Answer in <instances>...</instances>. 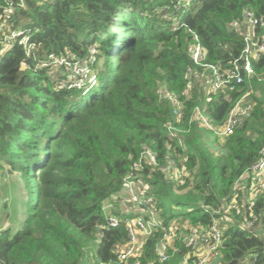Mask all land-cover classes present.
Masks as SVG:
<instances>
[{
  "label": "trees",
  "instance_id": "1",
  "mask_svg": "<svg viewBox=\"0 0 264 264\" xmlns=\"http://www.w3.org/2000/svg\"><path fill=\"white\" fill-rule=\"evenodd\" d=\"M39 1L27 0L13 18L38 44L37 57L69 50L88 61L95 78L79 87L63 86L64 69L49 74L46 67L38 68L37 59L27 57L18 42L0 56V171L18 172L30 195L19 230L0 228V264L114 260L128 239L126 219L133 214L120 213L119 224L107 227L105 205L122 190L144 146L159 163L166 155L186 156L193 172V188L184 192L158 167L145 164L140 172L165 224L177 219L208 225L212 215L201 205L217 207L236 193L238 208L231 221L221 223L217 260L264 264V191L253 185L250 171L264 146V99L255 87L248 98L252 110L216 154L187 115L201 104L215 124L224 123L248 84L208 101L197 83L184 123L163 95L186 87V71L195 66L190 55L194 34L207 51L206 62L229 67L244 48L243 35L231 23L241 22L246 8L262 17L264 0ZM255 32L263 35L264 26ZM23 61L28 68H21ZM253 68L264 76V53ZM169 123L190 128L184 146L169 137ZM249 193L254 197L247 200ZM180 206L188 210L174 213ZM160 236L157 230L147 238L140 264L156 260ZM185 252L181 246L180 253L156 264H181Z\"/></svg>",
  "mask_w": 264,
  "mask_h": 264
},
{
  "label": "built area",
  "instance_id": "2",
  "mask_svg": "<svg viewBox=\"0 0 264 264\" xmlns=\"http://www.w3.org/2000/svg\"><path fill=\"white\" fill-rule=\"evenodd\" d=\"M189 1L187 0V3ZM25 7H27V0H0V56L5 55L14 43L18 42L24 47L27 57L37 59L36 66L38 68L46 67L49 74L64 69L67 72V77L60 80L63 86L79 87L85 81H92L95 75H92V68L88 61L69 50L60 54L49 52L44 57H37L38 44L32 40L31 33H28L23 25L16 24L13 20L17 11ZM259 24L264 26L261 17H258L255 11L250 8L243 11L241 22L231 23L232 28L243 35L244 48L238 57L229 62V67L206 62L207 51L201 44L198 35L194 34L195 41L190 46V55L195 66H189L186 71L185 77L188 79L186 87L180 93L167 90L163 93L165 99L171 103L177 121L184 123V117L187 115V101L192 99L197 83L208 95L206 99L208 101L211 100V95H216L220 91L232 90L240 84L247 83L248 90L234 103L226 121L220 125L216 124L218 129L215 134L221 146L226 137L237 129L252 110L248 98L253 88L249 83L254 76H257L259 81L264 80V76L256 74L253 68V61L259 59L260 55L264 53V34L261 36L255 34V29ZM93 59L94 57L90 60L93 61ZM21 68H28L27 61L21 63ZM63 76L64 74L61 77ZM187 116L188 123L196 122L200 127L206 126L213 130L215 122L206 113L204 105H195ZM167 131L169 137L177 138L179 144L184 146V134L189 132L190 128L169 123ZM261 152L262 156L251 165L250 171L253 176L252 180L259 184L264 191V146ZM165 160V163H159L157 154L144 146L140 156L125 175L122 190L113 194L111 200L105 205L107 227H115L119 224L120 213L130 212L133 214L126 219L128 231L126 243L117 250L116 258L105 264H140V256L143 253L146 240L157 230L161 231V236L154 247L156 260L150 264L168 261L181 252V246L186 249L181 264H221L217 260V252L223 242L221 223L231 221L232 211L238 208L237 194L235 193L231 200L223 198L217 207L210 204L201 205L205 211L212 215V222L208 225H194L189 221L181 223L177 219L165 224L164 218L159 215L157 203L147 194L148 185L141 179L140 172L144 169L145 164L158 167L168 179H173L178 186L184 188L181 192L192 189L194 184L193 172L187 166L188 158L186 156L176 159L166 155ZM251 173L248 172L247 176H250ZM249 223L253 225L254 221ZM177 240H180V244L176 243ZM88 264H93V262L89 261Z\"/></svg>",
  "mask_w": 264,
  "mask_h": 264
},
{
  "label": "rangeland",
  "instance_id": "3",
  "mask_svg": "<svg viewBox=\"0 0 264 264\" xmlns=\"http://www.w3.org/2000/svg\"><path fill=\"white\" fill-rule=\"evenodd\" d=\"M256 81H251L249 84H251L254 90L256 87L260 92L258 94L264 99V81ZM213 126V130L206 126L200 127L202 128L200 140L204 141L213 152L218 154L221 152L218 150L221 147V143L217 140V135L215 134L218 127L215 123ZM29 196L28 188L18 172L9 171L8 169L0 171V228L11 227L12 230H19L23 218L25 219L28 216L29 209L26 202ZM250 197H254L253 194L249 193L247 200ZM185 210H188V208L182 206L176 207L174 213H180ZM176 243L179 244L180 240H177Z\"/></svg>",
  "mask_w": 264,
  "mask_h": 264
},
{
  "label": "water",
  "instance_id": "4",
  "mask_svg": "<svg viewBox=\"0 0 264 264\" xmlns=\"http://www.w3.org/2000/svg\"><path fill=\"white\" fill-rule=\"evenodd\" d=\"M262 22L264 23V15L261 17ZM246 178V176L244 177V179Z\"/></svg>",
  "mask_w": 264,
  "mask_h": 264
},
{
  "label": "crops",
  "instance_id": "5",
  "mask_svg": "<svg viewBox=\"0 0 264 264\" xmlns=\"http://www.w3.org/2000/svg\"><path fill=\"white\" fill-rule=\"evenodd\" d=\"M249 176V175H248ZM245 177V176H244ZM252 183H253V185L255 186L256 185V183L254 182V181H252ZM23 220H24V218H23ZM23 220H22V222H23ZM22 225V224H21Z\"/></svg>",
  "mask_w": 264,
  "mask_h": 264
}]
</instances>
